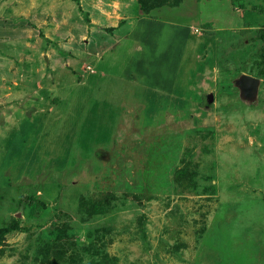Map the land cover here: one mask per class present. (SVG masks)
<instances>
[{"label": "rangeland", "instance_id": "rangeland-1", "mask_svg": "<svg viewBox=\"0 0 264 264\" xmlns=\"http://www.w3.org/2000/svg\"><path fill=\"white\" fill-rule=\"evenodd\" d=\"M8 20L33 40L2 44L0 264H264V0Z\"/></svg>", "mask_w": 264, "mask_h": 264}, {"label": "crops", "instance_id": "crops-1", "mask_svg": "<svg viewBox=\"0 0 264 264\" xmlns=\"http://www.w3.org/2000/svg\"><path fill=\"white\" fill-rule=\"evenodd\" d=\"M11 13L12 12H10L9 14H6L5 19L11 18L12 21H14L15 19H18L20 23L23 21L22 19H25L27 21L26 24H28L29 21H32L31 18H22L20 15L15 16L16 14H11ZM6 16H7V18H6ZM28 19H30V20L28 21ZM20 20H22V21H20ZM12 21L8 20L7 22L6 21L0 22L1 28H5V26H6V30H5L6 33L5 34L0 33V35L3 36V37H1L2 42L0 43V71L1 70L6 71L8 69H9V71L12 70V68H13L12 66L3 67L1 65V61L3 58H14V55H13L14 51H15V54L17 55V57H18V54L20 53L21 50H23L26 54H27V52H29L28 54H31L30 51H32L31 46H32V40L33 39H31V37H33V35H32L33 32L28 31L27 29H22L20 27V25H17L15 23H13ZM28 35H30V36H28ZM3 41H12L13 42V44H12L13 52L12 53L8 54L7 52H5L3 50L5 48L2 45ZM14 41H17L18 43L16 44V42H14ZM5 45H7V44L5 43Z\"/></svg>", "mask_w": 264, "mask_h": 264}, {"label": "trees", "instance_id": "trees-1", "mask_svg": "<svg viewBox=\"0 0 264 264\" xmlns=\"http://www.w3.org/2000/svg\"><path fill=\"white\" fill-rule=\"evenodd\" d=\"M261 38L264 41V34L261 36ZM259 56H260V63L264 66V45H263V47L261 49V52H260ZM31 199L35 200L34 198H31Z\"/></svg>", "mask_w": 264, "mask_h": 264}]
</instances>
